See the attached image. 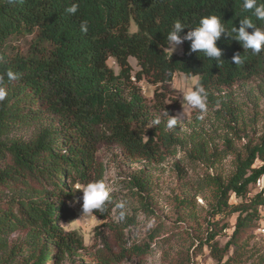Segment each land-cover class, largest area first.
<instances>
[{
  "label": "trees",
  "instance_id": "1",
  "mask_svg": "<svg viewBox=\"0 0 264 264\" xmlns=\"http://www.w3.org/2000/svg\"><path fill=\"white\" fill-rule=\"evenodd\" d=\"M74 2L78 11L66 13ZM242 4L243 0H0V74H21L0 102V190L11 193L0 207V251L10 255L19 248L26 254L20 262L0 264H60L85 249L81 234L63 226L75 217L70 205L82 193L76 185L104 180L97 153L111 145L149 163L182 152V161L191 169L202 167V176L193 182V196H202L208 205L198 247L208 248L213 264H264V254L252 242L264 218V198L261 192L247 197L251 185L264 175V130L256 138L241 135L247 124L238 104L225 93L264 76V51L252 54L223 35L217 41L223 50L219 62L191 52L190 41L181 44L180 55L167 51V35L175 21L193 28L201 17L216 14L230 30L250 15ZM252 18L264 28V21ZM81 22H87L86 34L80 31ZM25 35L31 38L24 50L11 46L13 37ZM236 53L244 58L242 64L232 62ZM110 59L117 71L108 64ZM176 72L197 77L206 89L215 123L209 131L193 127L182 133L178 124L167 127L179 108L169 88ZM141 80L155 86L151 99L142 95L137 85ZM156 117L161 123L153 126ZM30 127L28 136L14 134ZM242 138L246 141L237 145ZM227 157L232 159L229 175L209 172ZM146 173L141 170L125 179V197L139 211L153 214ZM111 197L103 212L92 213L101 220L93 245L105 248L107 263L116 257L108 236L116 237L133 225L136 213H126L120 221L119 209L111 215V209L117 210L116 197ZM231 197L239 201L232 203ZM180 203L189 210L186 197ZM190 214L186 222L193 221ZM232 215L233 230L221 244L216 237L229 227L225 220ZM18 230H25L26 238L17 248L9 247L10 235ZM116 243L119 258L143 255L149 248L148 242L126 246L116 238ZM97 253L93 257L100 260Z\"/></svg>",
  "mask_w": 264,
  "mask_h": 264
},
{
  "label": "rangeland",
  "instance_id": "2",
  "mask_svg": "<svg viewBox=\"0 0 264 264\" xmlns=\"http://www.w3.org/2000/svg\"><path fill=\"white\" fill-rule=\"evenodd\" d=\"M30 38V35L13 37L10 44L17 50L22 51L27 46ZM167 51L171 54L169 46ZM181 52L182 45H179L172 54L180 55ZM129 60L133 69L136 70L135 60L133 58ZM108 64L115 71L118 70L112 59L108 60ZM194 78L197 79V77H187L176 72L169 84L171 94L179 100V108L175 110L174 115H177L178 128L182 133L189 132L193 127H204L205 130L209 131L210 126L213 124L214 127L215 125L213 111L208 106H206L204 112H201L199 109H193L183 99L186 91L192 87L191 81ZM137 85L145 98H152L155 86L145 80L139 81ZM225 93H229L230 97L238 104L239 109L242 111L241 117L247 124V131L240 134L247 133L248 136L256 138L264 130V76L235 85L231 89L225 90ZM32 128H22L14 134L28 136L32 133ZM245 141L246 138H242L236 144H243ZM182 156V152H179L173 157H166L161 163H149L127 157L117 145L100 147L97 157L104 165L103 178L111 189L110 195L116 197L114 199L116 202L126 201V213L131 214V211L135 210L136 213L133 214L135 223L118 233L116 237L113 234L108 236L109 244L116 257L110 259L109 263L105 262L103 259L109 257L105 248L100 244L93 245L95 242L94 229L101 224V220L92 213H82L83 194L81 193L70 205L75 213V220L73 219L74 221L71 223H64L63 227L66 230H77L81 234L86 247L70 259L61 260L60 264H171L172 262L175 264H191L190 262L192 264H213L208 248L205 245L201 248L198 247L199 238L204 234L206 228L205 214L208 205L202 196H193V182L202 176L204 169L202 167V169L200 167L191 169L182 161ZM232 169V159L227 157L217 163L216 167L209 170V172L227 176ZM141 170H146L149 178L153 214H145L139 211L138 206L125 197L127 195L124 187L125 179L138 174ZM257 192L255 184L251 185L247 197H251ZM9 196H11V193L7 189L0 190V207H5L4 203ZM184 197L189 200L190 208L188 211L181 208L180 201ZM238 201L239 199L234 197L230 198L232 203ZM116 211L118 209H111V215H114ZM188 213H191L193 221H185V217L189 216ZM225 221L228 222L229 227L216 237L221 244L227 240L233 230L235 215L226 218ZM261 224H264V218ZM101 230L107 229L102 227ZM25 238V230L14 232L8 239L9 247L14 246L17 248ZM116 238H119L126 246L132 243L143 245L148 242L149 248L143 255L119 258L120 250L117 247ZM252 242L264 254V239L261 237L256 239L254 235ZM97 243L99 242L97 241ZM18 250L19 248L10 255L7 251H0V263L5 262V260L20 262L26 254ZM95 253L101 255L100 260L93 257Z\"/></svg>",
  "mask_w": 264,
  "mask_h": 264
},
{
  "label": "clouds",
  "instance_id": "3",
  "mask_svg": "<svg viewBox=\"0 0 264 264\" xmlns=\"http://www.w3.org/2000/svg\"><path fill=\"white\" fill-rule=\"evenodd\" d=\"M242 8L250 15L239 20V27L233 26L230 30L222 22V18L216 14H209L201 17L197 26L188 28L180 20L174 22L172 30L167 35L168 46L171 54L176 47L184 41H190V50L193 53H203L206 57L216 60H222L223 50L218 47L217 41L222 37L235 39L244 50H251L252 54H259L264 51V28L257 27L252 17L256 20L264 21V0H243ZM79 9L78 3H72L65 9L68 14L74 15ZM189 30L181 35L182 31ZM252 29V31H248ZM80 31L87 33V22H81ZM234 64H242L244 58L236 53L231 58ZM20 73L8 70L5 74H0V102L6 100L8 96V85L20 78ZM5 76L7 79H5ZM192 87L189 88L183 96V99L193 109H199L201 112L206 110L207 92L198 79H192ZM169 115V114H168ZM170 116V115H169ZM167 121V127L173 129L177 125V115L171 116ZM161 123L160 118L153 119V126ZM76 189L82 191V213L103 212L106 202H111V189L103 179H96L85 185H76ZM119 209V220L123 221L126 217V201L121 200L115 204ZM75 220V219H74ZM69 221L71 223L72 221Z\"/></svg>",
  "mask_w": 264,
  "mask_h": 264
},
{
  "label": "built area",
  "instance_id": "4",
  "mask_svg": "<svg viewBox=\"0 0 264 264\" xmlns=\"http://www.w3.org/2000/svg\"><path fill=\"white\" fill-rule=\"evenodd\" d=\"M255 187L257 188L258 192L262 193V196L264 198V175L256 180ZM255 235L256 239H259V237L264 239V224H261L256 228Z\"/></svg>",
  "mask_w": 264,
  "mask_h": 264
}]
</instances>
